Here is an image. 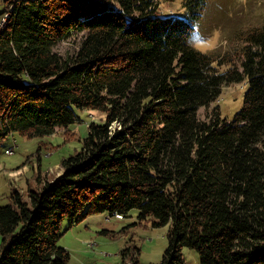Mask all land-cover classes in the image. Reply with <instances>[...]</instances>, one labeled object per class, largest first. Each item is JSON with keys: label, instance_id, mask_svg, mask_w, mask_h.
<instances>
[{"label": "trees", "instance_id": "16d2710c", "mask_svg": "<svg viewBox=\"0 0 264 264\" xmlns=\"http://www.w3.org/2000/svg\"><path fill=\"white\" fill-rule=\"evenodd\" d=\"M158 1L173 0H5L13 7L0 30V141L67 128L72 107L105 121L88 125L58 178L26 200L10 192L0 264H67L57 245L65 219L70 227L131 209L167 226L159 264H183L185 246L200 264H264V25L244 35L239 65L219 72L186 46V19L157 13ZM204 4L186 1L190 19ZM72 34L83 35L72 55L53 51ZM243 81L231 122L217 108L197 116L220 88Z\"/></svg>", "mask_w": 264, "mask_h": 264}, {"label": "rangeland", "instance_id": "374dc122", "mask_svg": "<svg viewBox=\"0 0 264 264\" xmlns=\"http://www.w3.org/2000/svg\"><path fill=\"white\" fill-rule=\"evenodd\" d=\"M186 1H158L157 13L191 18L185 7ZM6 5L0 3V22L9 11ZM192 12H198V9L194 8ZM199 14L196 21L201 31L210 35L218 29L222 40L227 42L224 47L207 53L215 59L213 63L217 71L224 72L231 65H239L244 35L264 25V0H205ZM82 36L72 34L64 42H58L53 51L62 57L72 55ZM246 87V81H243L220 88L218 98L208 107L199 108L197 116L205 120L212 109L217 108L220 119L231 122L242 107ZM72 110L73 123L67 128L32 138L13 133L0 142V206L11 203L9 192L12 190L20 192L26 200L27 188L38 192L45 182L56 179L62 173L61 160L81 149L88 125L105 121V114L98 110L74 107ZM8 147L13 148L10 155L4 150ZM149 221L139 220L135 209L120 218L106 213L89 214L70 227L65 219L57 245L68 251L67 264H130L133 259L139 264H159L167 247V226L153 227ZM181 254L183 264H200L196 250L185 246Z\"/></svg>", "mask_w": 264, "mask_h": 264}, {"label": "clouds", "instance_id": "9594fccd", "mask_svg": "<svg viewBox=\"0 0 264 264\" xmlns=\"http://www.w3.org/2000/svg\"><path fill=\"white\" fill-rule=\"evenodd\" d=\"M185 22L189 27L185 44L193 51L200 54H207L226 45L227 42L222 40L221 33L218 29L214 30L210 35H205L196 20L186 18Z\"/></svg>", "mask_w": 264, "mask_h": 264}, {"label": "built area", "instance_id": "2783aa9c", "mask_svg": "<svg viewBox=\"0 0 264 264\" xmlns=\"http://www.w3.org/2000/svg\"><path fill=\"white\" fill-rule=\"evenodd\" d=\"M5 2V0H0V3H4ZM6 6H8V10L10 11L11 9H12V7H13V5H6ZM8 11V12H9ZM8 12L6 13V15L3 17V18H1L2 20H1V22H0V30H2L3 29V27H4V25H5V22H6V18H8ZM13 148H9V149H6V154H8V155H10V154H12L13 153V150H12ZM115 217H121V216H119V215H115Z\"/></svg>", "mask_w": 264, "mask_h": 264}, {"label": "crops", "instance_id": "0c3cea01", "mask_svg": "<svg viewBox=\"0 0 264 264\" xmlns=\"http://www.w3.org/2000/svg\"><path fill=\"white\" fill-rule=\"evenodd\" d=\"M4 3H6V2H4ZM6 138V137H5ZM14 139V138H13ZM6 140V139H5ZM4 140V141H5ZM4 141H3V143H4ZM1 142V141H0ZM6 142V141H5ZM6 149H9V147L8 148H6ZM6 149H4V150H6ZM29 191H31V190H29V188H27V193L29 192ZM11 192V191H10ZM10 192H9V194H10Z\"/></svg>", "mask_w": 264, "mask_h": 264}, {"label": "water", "instance_id": "95a60500", "mask_svg": "<svg viewBox=\"0 0 264 264\" xmlns=\"http://www.w3.org/2000/svg\"><path fill=\"white\" fill-rule=\"evenodd\" d=\"M60 175H61V173H60ZM60 175H58V177H59ZM58 177H56V178H58Z\"/></svg>", "mask_w": 264, "mask_h": 264}]
</instances>
